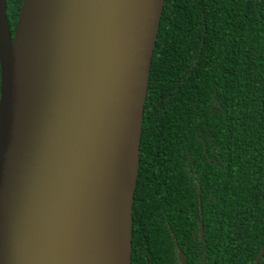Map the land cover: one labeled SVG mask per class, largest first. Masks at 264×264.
Segmentation results:
<instances>
[{
  "label": "water",
  "instance_id": "obj_1",
  "mask_svg": "<svg viewBox=\"0 0 264 264\" xmlns=\"http://www.w3.org/2000/svg\"><path fill=\"white\" fill-rule=\"evenodd\" d=\"M163 4L22 0L12 36L0 0V264H80L88 248L109 241L112 264H131ZM133 163V187L123 195L114 184ZM111 223L115 235L101 230ZM199 234L203 240L201 222Z\"/></svg>",
  "mask_w": 264,
  "mask_h": 264
},
{
  "label": "trees",
  "instance_id": "obj_2",
  "mask_svg": "<svg viewBox=\"0 0 264 264\" xmlns=\"http://www.w3.org/2000/svg\"><path fill=\"white\" fill-rule=\"evenodd\" d=\"M131 218V264H264V0H164Z\"/></svg>",
  "mask_w": 264,
  "mask_h": 264
},
{
  "label": "bare ground",
  "instance_id": "obj_3",
  "mask_svg": "<svg viewBox=\"0 0 264 264\" xmlns=\"http://www.w3.org/2000/svg\"><path fill=\"white\" fill-rule=\"evenodd\" d=\"M135 163H133L130 168L125 171L126 177L120 182L114 184V189L121 192L123 195L128 194L130 189L133 187V181L135 177ZM106 219V218H104ZM119 220V218H118ZM101 230L107 233L116 234L115 228L111 223L109 225H101ZM113 241H109L103 246H97L88 248L84 257V260L80 264H112L110 254L112 253Z\"/></svg>",
  "mask_w": 264,
  "mask_h": 264
}]
</instances>
